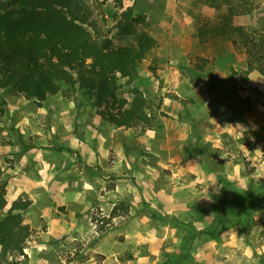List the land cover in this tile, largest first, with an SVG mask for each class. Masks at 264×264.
<instances>
[{
	"label": "rangeland",
	"instance_id": "obj_1",
	"mask_svg": "<svg viewBox=\"0 0 264 264\" xmlns=\"http://www.w3.org/2000/svg\"><path fill=\"white\" fill-rule=\"evenodd\" d=\"M82 3L100 41L114 46L136 44L135 38L118 34V22L128 8H133L134 18L145 19V25L137 28L155 40V47L139 65L138 77L132 82L118 80L121 96L129 98L132 89H139L149 101L148 114L152 116L162 108L165 98L174 100L202 121L201 128L203 124L208 127L215 118L222 121L223 127L229 122L244 126L243 122L248 121L244 137L235 142L228 138L224 141L233 150V156L229 157L233 165L219 160L218 164H207L200 174L182 180L171 181L157 174L158 192L171 193L177 201L189 197L191 206L208 212L204 228L191 229L190 236H195L191 244L183 246L180 242L188 235L182 229H164L171 219L160 209L172 207L166 198L155 199L154 206L147 207L150 212L141 211L136 224L127 212L120 222L113 221L109 216L115 211L100 205L105 203V190L97 185L96 194L104 199L93 201L79 221L90 223L100 234L114 232L112 236L117 243L105 244L102 254L120 252V264H264V0H82ZM230 8L231 25L237 31L227 27L229 37L215 35L213 30L225 25L223 15ZM233 72L239 73L236 80L242 77L244 81L231 79ZM62 89L41 105L10 91H0L2 181L9 184L11 169L22 154L32 151L27 146L33 147V142L40 145L41 155L47 159L56 163L71 161L68 174L81 171L84 177L105 175V122L98 117V109L88 94L65 85ZM61 97L72 102L70 109L83 110L82 122L68 130L64 127V131L59 128ZM42 135L48 141L36 140ZM50 142L53 145L47 147ZM38 152L35 151V157ZM31 156L26 154L24 162L31 160ZM158 167L154 165L153 169L158 171ZM108 186H113V182ZM234 188L251 196L253 209L241 207L226 212L221 207L224 200H234ZM10 196L7 190L6 197ZM59 210L65 214V207ZM56 216L54 213L51 217ZM132 236H136L135 243L128 242L127 237ZM51 248L45 251L49 264H58L56 255H61L65 264H71L74 257L82 262L89 255L97 256V264L103 259L97 255L95 243L53 244Z\"/></svg>",
	"mask_w": 264,
	"mask_h": 264
},
{
	"label": "crops",
	"instance_id": "obj_2",
	"mask_svg": "<svg viewBox=\"0 0 264 264\" xmlns=\"http://www.w3.org/2000/svg\"><path fill=\"white\" fill-rule=\"evenodd\" d=\"M58 104L63 110L59 128L64 131L65 127L68 130L82 122L83 110L70 109L72 102L63 97ZM153 117L149 127L139 125L131 129L117 128L105 122V175L102 176L85 175L88 178L85 179L81 171L68 174L71 161L56 163L47 159L41 155V147L37 142H33V147L27 146L28 149H33L22 154L16 167L11 169V179L7 187L11 198L6 197L8 206L19 200L31 202L24 219L33 234L27 244L24 260H21V256L17 258L19 264H49L45 251H51L53 244L88 246L94 243L98 247L97 255L103 256L99 264H120V252L102 254L105 244L117 243L112 236L114 232L110 230L100 234L90 227V223L79 221L81 216L85 217L86 212L91 209L93 201L104 199L96 194L97 185H101L102 191L105 190V203L100 205L110 206L111 211H115L109 216L113 221L120 222L127 212L129 219L136 224L139 222L138 214L141 211L150 212L147 207L154 206L155 199L166 198L172 207L155 208L171 219L170 224L163 228H180L185 231L188 235L180 240L183 246L195 240V236H190L191 229L204 228L208 222V212L198 206H191L189 197L177 201L171 193L158 192L157 174H161V178L165 175V178H171V181L178 178L182 180L189 175L200 174L207 164H218L219 160H224L225 165H233L229 160V157L233 156V150L224 141L228 138L235 142L244 137L248 121L243 122L244 126L229 122L223 127L222 121L215 118L209 121L208 127L203 124L201 128V120L191 115L188 109L181 108L178 102L168 98L164 99L162 108L157 113L154 112ZM31 127L39 129L38 126ZM21 132L24 133L23 130ZM42 136L43 138L36 140H46V135ZM57 140L58 138L55 139L56 142ZM52 145L50 142L47 147ZM47 150L51 153L52 149ZM206 150L213 151V154ZM35 151H39L36 157ZM26 154L33 155L30 163L24 162ZM154 165H159L158 171L153 169ZM28 166L31 168L27 169ZM68 177L71 183H68ZM228 179L233 180L229 176ZM109 182H113V186L109 187ZM52 204L55 208L50 207ZM189 206L193 208L190 209ZM62 207H65V214L59 210ZM54 213L57 216L52 219ZM134 237L136 236L127 237L128 242L135 243ZM93 251L95 252L94 248ZM56 256L58 264H65L61 255ZM97 263V256L89 255V258L82 262L74 257L71 264Z\"/></svg>",
	"mask_w": 264,
	"mask_h": 264
},
{
	"label": "trees",
	"instance_id": "obj_3",
	"mask_svg": "<svg viewBox=\"0 0 264 264\" xmlns=\"http://www.w3.org/2000/svg\"><path fill=\"white\" fill-rule=\"evenodd\" d=\"M232 15L230 8L223 15L225 25L213 30L215 35L229 37L228 28L237 31ZM145 23L128 8L118 22V34L135 38L136 44L114 46L95 36L82 0H0V91L41 105L65 85L88 94L102 121L124 129L149 127L154 117L148 114L146 96L135 88L129 98L123 97L118 84L119 79L135 80L139 65L155 47L153 37L137 28ZM238 75L233 72L231 79ZM240 79L235 81L245 78ZM7 185L0 179V264H19L17 258L26 257L33 234L24 219L31 202L19 200L8 206ZM234 191V200L221 204L226 212L253 209L251 196Z\"/></svg>",
	"mask_w": 264,
	"mask_h": 264
}]
</instances>
